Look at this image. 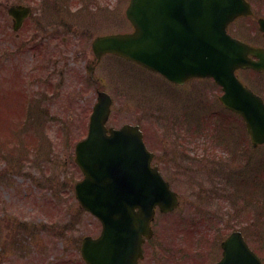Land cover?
I'll return each mask as SVG.
<instances>
[{"label":"rangeland","instance_id":"374dc122","mask_svg":"<svg viewBox=\"0 0 264 264\" xmlns=\"http://www.w3.org/2000/svg\"><path fill=\"white\" fill-rule=\"evenodd\" d=\"M27 1L0 0V146L6 156H13L9 163L8 157H4V164L0 162V216L3 211L12 210L25 222L44 224L56 236L49 243L43 231L31 235L25 234L24 227H18L16 235L20 241L14 248L22 255L21 264L40 259L46 264V259L58 257L77 260L78 253L63 251L70 247L64 238L83 237L99 228L96 219L80 211L73 196V185L82 178L73 160L74 145L86 134L96 90L112 97L108 126L138 125L148 147L156 153L165 178L181 199L176 213L155 218V239L151 245H156V256L148 257L147 264L171 263L169 258L163 259L162 244L167 250L175 249L172 264H207L216 252L220 253V240L215 239L211 230L221 226L223 219L229 223L230 231L242 232L264 261V145L252 149L248 143L241 158L232 153L227 158L229 154H225L230 176L234 175L226 183L221 177V165L207 162L208 156L206 162L199 159L192 164L185 159V150L188 148L186 153L190 155L193 143L188 141L190 137L222 131L217 122L225 121L233 137L234 133L245 135L242 121L224 112L218 104L220 89L208 79L192 80L175 88L112 55L96 66L93 79L99 81L94 83L86 70L93 58L90 43L96 36L130 31L124 15L129 0L39 1L42 9L44 4L51 3L47 8L52 9L48 16L51 23L59 16L61 21L65 20V31L70 30L65 36L70 39H66V44L60 39L48 44L43 41L37 51L26 31L17 32L20 39L15 38L5 13L11 5H30ZM250 1L255 15L264 17V0ZM83 31L85 38L74 35ZM257 31L255 17L238 20L229 30L234 37L261 45V39L255 36ZM239 79L264 97V73L241 72ZM36 126L41 127V134H35ZM20 152L25 154L22 161H18ZM249 184L248 192L245 186ZM12 216H4L0 240L8 235L13 237L9 218ZM60 218L61 224L57 226ZM6 219L9 222H4ZM194 249L198 256L190 254L196 252ZM7 260H15L12 252H1L0 264Z\"/></svg>","mask_w":264,"mask_h":264},{"label":"water","instance_id":"95a60500","mask_svg":"<svg viewBox=\"0 0 264 264\" xmlns=\"http://www.w3.org/2000/svg\"><path fill=\"white\" fill-rule=\"evenodd\" d=\"M22 9V14L28 11ZM248 14L245 0H129L125 16L132 31L98 36L92 49L97 59L116 54L175 84L212 78L224 92L220 101L243 118L257 146L264 143V104L240 83L235 71L264 70V51L226 33L229 23ZM259 24L264 32V22ZM110 106V97L100 92L87 137L75 146V162L84 176L75 185V196L102 225L97 239H84L88 247L83 257L89 264H137L142 236L151 235L154 207L171 211L177 199L150 167L151 155L137 126L106 129ZM222 249L223 258L216 264H261L239 233L231 234Z\"/></svg>","mask_w":264,"mask_h":264},{"label":"flooded vegetation","instance_id":"af4514ba","mask_svg":"<svg viewBox=\"0 0 264 264\" xmlns=\"http://www.w3.org/2000/svg\"><path fill=\"white\" fill-rule=\"evenodd\" d=\"M39 1L41 2V0H36V2L34 0H32V1L28 0L26 3L30 2V6H28L24 3L19 4L22 6L29 7L30 10L28 12H26V14L25 13L22 14V11L19 14L13 13V15H14L13 17L8 14V9L11 6H15V5H11V6L7 7L5 13H6V16L8 17V19L11 21V31L14 32L15 38L20 39V36L17 34V32L21 33L23 31H26V33H28V35H26L27 39H32L35 42L34 46H33V50H37V48H38V43H39L38 39H44L47 42L60 39L62 44H66L67 43L66 39H70V37L65 36V33L69 34L70 30L65 31V29H68L65 27L66 26L64 24L65 20L61 21L62 17L59 16V19H57L56 21L52 20L55 24L51 23L48 16H51L52 9H47L51 3H48V5L44 4L43 9H42ZM19 18H20V20H19ZM74 35H77L78 38L80 37L79 39H81L82 37L85 38V36H84L85 32L84 31H83V33L79 32V34L77 32H75ZM256 39H264V38H263L262 34L260 32H258ZM93 66H95V65H93L89 62V65L86 66V70L90 73L91 80L94 81V83H96L97 81H99V79H97V78L93 79V73L95 71V67L93 68ZM33 73H35V72H33ZM83 80H84V78H83ZM83 80H81V81H83ZM183 134H184V138L187 139L188 136L186 135V133H183ZM183 134L180 136L178 135V138L179 139L183 138ZM188 141L193 142L192 145L190 146V149H189L190 155H192V157H190V155H188L186 153L188 148H186V150H185V159H189L188 160L189 163H191V164L195 163V162L199 161V159H202L203 161L206 162L207 156H208L207 162H211V163L216 162L219 165H221V167H220L221 169L225 167L226 161H227L224 157L225 154H227L226 148L222 147V146H217L215 148L213 146L214 144L212 143V140L209 139L208 134H206V133L202 134L201 138H199L198 136L193 137V138L190 137V139ZM147 145L148 144H146V146ZM213 149H217L216 152L219 151V152H217V155H215L213 153ZM148 150L152 153L151 164L153 166L157 167L160 170V172L162 173V175L164 176L162 169L159 167V161H158V157H157L156 153L153 150H151L149 147H148ZM219 154H222V156H220ZM199 155H202L203 157H198ZM217 157L221 158V159L219 160V159H217ZM221 177H223V175ZM224 182H225V180H224ZM179 199H180V197H179ZM180 202H181V199H180ZM174 213H176V212H172V213H168V214H160V213H158V214L162 217H167V215L171 216ZM175 217H180V215H177ZM152 224L153 225L155 224V218H154ZM220 224H221V226L217 225V227L215 229L212 228V230H211L212 234H215V237H216L215 239L219 238L218 240H220L223 237V235L225 234L224 233L225 231L230 229L229 223L227 225L226 222L224 221V219L222 222H220ZM196 229L198 231V228H196ZM228 233H230V232H228ZM154 239H155V233H154V227H153L152 236L149 239H145L144 242L142 243V257L140 258L138 264H147L150 261V260H148V257H150V259H152L154 256H156V251L154 249L156 245H151V243H152V241H154ZM69 248H70V251L79 252V255H80L81 244H70ZM69 248H68V250H69ZM160 250L162 252L163 259H164V257L166 258V260L169 258L170 262H171L170 264H172V261L175 258V256H174V252H175L174 250L175 249H169L170 250L169 251L162 244V246L160 247ZM193 251H196V250L194 249ZM190 254L192 256H198L197 251L194 254L193 253H190ZM72 256H75V255H72ZM218 256H219V254L216 252V254L212 256V258L215 257L216 258L215 261H217L220 258V256L219 257ZM46 264H85V263L82 260L70 259V260L65 261L64 263L60 262V261L54 262V263H52L50 261H46Z\"/></svg>","mask_w":264,"mask_h":264},{"label":"trees","instance_id":"16d2710c","mask_svg":"<svg viewBox=\"0 0 264 264\" xmlns=\"http://www.w3.org/2000/svg\"><path fill=\"white\" fill-rule=\"evenodd\" d=\"M41 131V127L39 128V132ZM5 142V141H4ZM5 144H6V142H5Z\"/></svg>","mask_w":264,"mask_h":264}]
</instances>
